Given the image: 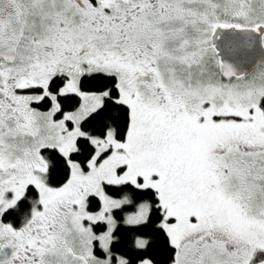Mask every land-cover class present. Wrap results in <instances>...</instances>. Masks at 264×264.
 Listing matches in <instances>:
<instances>
[{"label": "snow or ice", "instance_id": "6c2138e0", "mask_svg": "<svg viewBox=\"0 0 264 264\" xmlns=\"http://www.w3.org/2000/svg\"><path fill=\"white\" fill-rule=\"evenodd\" d=\"M0 264H264V0H0Z\"/></svg>", "mask_w": 264, "mask_h": 264}, {"label": "trees", "instance_id": "16d2710c", "mask_svg": "<svg viewBox=\"0 0 264 264\" xmlns=\"http://www.w3.org/2000/svg\"><path fill=\"white\" fill-rule=\"evenodd\" d=\"M163 258V257H162Z\"/></svg>", "mask_w": 264, "mask_h": 264}]
</instances>
